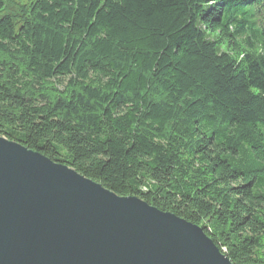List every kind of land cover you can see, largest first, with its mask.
<instances>
[{
	"label": "trees",
	"instance_id": "obj_1",
	"mask_svg": "<svg viewBox=\"0 0 264 264\" xmlns=\"http://www.w3.org/2000/svg\"><path fill=\"white\" fill-rule=\"evenodd\" d=\"M0 136L264 264V0H0Z\"/></svg>",
	"mask_w": 264,
	"mask_h": 264
},
{
	"label": "water",
	"instance_id": "obj_2",
	"mask_svg": "<svg viewBox=\"0 0 264 264\" xmlns=\"http://www.w3.org/2000/svg\"><path fill=\"white\" fill-rule=\"evenodd\" d=\"M0 264H234L200 225L0 136Z\"/></svg>",
	"mask_w": 264,
	"mask_h": 264
}]
</instances>
